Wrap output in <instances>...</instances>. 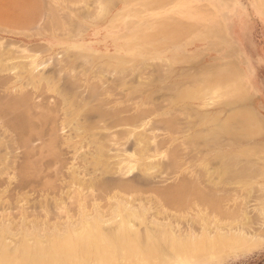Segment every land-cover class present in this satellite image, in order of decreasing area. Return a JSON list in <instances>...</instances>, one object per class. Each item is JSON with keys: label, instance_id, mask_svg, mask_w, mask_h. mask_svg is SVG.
<instances>
[{"label": "rangeland", "instance_id": "obj_1", "mask_svg": "<svg viewBox=\"0 0 264 264\" xmlns=\"http://www.w3.org/2000/svg\"><path fill=\"white\" fill-rule=\"evenodd\" d=\"M145 106L155 111L138 123L171 120V127L154 123L159 138L175 139L157 151L166 174L147 177L136 166L100 174L85 164L99 144L93 133L112 145L109 154L131 153L135 135L121 131L132 125H118L116 117ZM123 107L128 112L119 113ZM0 113V226L9 219L16 231L25 215L63 228L81 220L83 205L89 215L98 205L111 220L117 194L147 208L144 222L135 220L141 232L156 219L180 235L215 233L242 226L246 207L250 218L243 227L264 237L257 209L264 203L263 0H0ZM71 167L85 179L99 173L113 182L81 195L70 182ZM124 180L137 187H116ZM163 248L150 264H179L169 245ZM189 262L264 264V243L226 246Z\"/></svg>", "mask_w": 264, "mask_h": 264}, {"label": "bare ground", "instance_id": "obj_2", "mask_svg": "<svg viewBox=\"0 0 264 264\" xmlns=\"http://www.w3.org/2000/svg\"><path fill=\"white\" fill-rule=\"evenodd\" d=\"M263 3H264V0H263ZM57 23L59 24V21ZM61 24H63V23H61ZM26 58L27 59L30 58L29 61L28 60L27 61L28 62L31 61V63H30L31 65L36 63L35 62V59H36L35 56L27 55ZM34 66H37V63ZM17 79H18V76H17ZM28 81H26V82H28ZM99 88H100V86H99ZM101 88H102V86H101ZM24 97H25V95H24ZM18 98H20V97H18ZM16 101L17 100H15V102ZM19 102H20V100H19ZM7 103H8V100H7ZM9 103H11V100L9 101ZM145 103H146V101H145ZM147 104H149V103H147ZM7 105H9V104H7ZM11 105H13V104H11ZM23 105H24V103H23ZM1 106H4V105L2 104ZM104 106H106V105H104ZM153 106H155V105H153ZM145 107L144 108H140L139 107L141 110L137 109V111H136L137 113L136 114H130V115H127V116H125V115L122 116L124 118H122V117L118 118V116L116 115L117 113H115V115L117 116L116 119H119V120H117L118 121V125H121V126L129 125V127H131L130 125H132L131 129L122 130L123 132L121 131V133H123V134L125 132L126 134H124V135H126V136H127V134H128V136L130 134V137H131V135H133V136L135 135L134 136V142H133L134 149H133V151H131V153L129 152L130 154L126 153V152H125L126 154H122V153L120 154L118 152H117L118 154L117 153L116 154H109V151L111 150L110 147L112 145L110 144V147H109V144L108 145L107 144L104 145L103 142L100 143L101 140L96 139L97 135L95 133H93V134H91L92 135L91 137L93 139H95L94 141H97V143L99 141V144L96 145L97 143L95 142L96 143L95 144L94 141H92L93 143H91V144H94L97 147H96L95 152L89 153V154H91V156L89 158L87 156H85V158H84L85 159L84 160L85 164H87L89 166H92L95 170L100 171V174L101 173L102 174H107L108 173V174H112L113 175L114 173H119V172L123 171L127 166L128 167L125 170H127V169L131 170V168L133 170L134 166H136L138 169H140V171L144 175H147V177L148 176H152V177L160 176L161 177L162 174L164 175V173L166 172L165 169L167 168V165H166L167 163L165 164L164 161H161V160L159 161V159H157V157H158L157 151H159L160 149L164 148L167 145V143L169 144V141L171 139H172V142H174L175 139L170 137L169 138L170 140L169 139L167 140V139H165V136H164V138H159L160 135H158L156 133V129L157 128L155 127V125L158 122H163V123H166V125H167V123L170 125V126H167V127H171V120H165V119H160V118H158V120H157V117H156V119L152 121L153 123L150 124V120L151 119L150 120L149 119L145 120V118H144L145 121L138 123L139 119L141 121V119L143 120L142 117H147L148 118V116L151 113L153 114L154 111H155V110H153V112H152V109H147V107L146 108ZM7 108L10 109L9 107H7ZM12 109H10V110H12ZM3 111H7V110L3 109ZM119 111H120L119 113H122V112H125V111L128 112V108L127 109L126 108L119 109ZM15 112L16 111H14V113ZM9 113H7V114H9ZM74 113L75 112H73L71 114V116ZM0 114H2V113H0ZM17 115H18V113H17ZM13 116L16 117V115H13ZM20 118H22V117L20 116ZM68 118H70V117H68ZM49 119H50V117H49ZM46 120H47V118H46ZM9 122L10 121H8V123ZM67 122L68 123H72V122H69V121H67ZM155 122H157V123L154 124ZM76 123H77V121H76ZM172 124H174V123H172ZM75 125H79V122H78V124H75ZM148 125H150L149 129H147ZM79 127H80V125H79ZM61 128H60V130H61ZM139 128H141V129L140 130H136V129H139ZM18 129H19V127H18ZM169 130H171V129L169 128ZM18 132H20V131H18ZM23 132H25V130ZM157 132H158V130H157ZM14 133H15V131H14ZM26 134H29V133H26ZM32 135H34V134H32ZM18 136H19V134H18ZM111 136H112V134H111ZM128 136H127V138H128ZM14 137H13V139H14ZM52 138H54V137L52 136L51 139ZM69 138H73V137L69 136L67 139H69ZM113 138H114V135H113ZM113 138L111 139V141L113 140ZM123 138H124V136H123ZM51 139H48V140H51ZM22 140L24 141L23 138H22ZM32 140H34V139L32 138ZM65 140H66V138H65ZM179 141H181V140H179ZM51 142H53V141H51ZM125 143L126 142L124 141V144ZM176 143H174V144L178 146V143L177 144ZM21 144H22V142H21ZM22 145H24V144H22ZM119 145H117V146H119ZM173 145H172V147H174ZM28 149H30V148H28ZM92 151H94V150H92ZM114 151H116V149ZM26 152H27V150H26ZM25 154H27V153H25ZM168 154H169V152H168ZM113 157L116 159V160L114 159V164L111 163L112 161L109 160L110 158H113ZM3 162H4V158H2L0 156V166L3 164ZM131 163H134L133 167H132ZM13 164L14 163H12V165ZM22 164H23V162H22ZM130 164H131V166H129ZM75 167H71V169H70L71 176L69 178H70L71 184L72 185H76V187L78 188V192L81 195L84 194L83 192L85 190L89 191V192L91 191V193H92V192L95 191V189H96L95 187L99 188V190L100 189H104V188L108 187L109 183L113 182V181L109 182V180L107 181L106 179H104L105 181H103L101 179V177L99 176L100 175L99 173H98V175H96L94 177H91L90 179H85L82 176L84 174L80 175L81 172H78L75 169ZM123 167H125V168L123 169ZM129 167H131V168H129ZM47 172H49V171H47ZM93 172H95V171H93ZM124 173L127 174L128 172H124ZM94 174H92V175H94ZM153 175H155V176H153ZM166 177H167V175H166ZM114 180H116V179H114ZM214 181L217 182V180H214ZM36 182H38V181H36ZM128 182H129V180H128ZM128 182H126L125 180H124V182H119L118 183L119 185H116V187L120 186L121 189L122 188L123 189H126V188L132 189L133 187H135L137 185L136 183H134L132 181H130V182L133 183V185L131 183H128ZM196 184H198V183H196ZM188 185L190 186V184H188ZM195 186H197V185H195ZM154 189H155V187H154ZM154 189H152V190H154ZM175 190H177V189H175ZM111 191H112V189H111ZM122 191H124V190H122ZM137 191H139V190H137ZM165 191H166V193H165ZM165 191L163 190V192L165 194H161V195L165 196V195L169 194V193H167V190H165ZM156 192H158V191H156ZM171 193L169 195L170 197H172V195H173V193L172 194ZM175 193H176V191H175ZM177 193H179L178 190H177ZM175 195H174V197H175ZM213 195H215V194L213 193ZM169 196H168V198H170ZM112 197H114V199H116L118 201L113 203V204H115V207L113 206L114 209L112 208L113 209L112 214L110 213L111 215H113V218L111 220H110V218L109 219H104V217L100 214L101 212L99 213L100 207H98V205H95V210L97 211L95 215L86 214L84 212L85 209H84V205H83V207H81V210H83V215L81 217V220L78 223H75V222L73 223V221L69 220L67 223H65L63 228H62V226L59 227L60 225H58V223L47 224L46 222H42V223L39 222L40 224H37L36 222H33V221L29 222L27 220L26 216L23 215L20 223L17 222L20 226H18L17 227L18 229L16 228L17 230L15 229L16 231H14V227L12 225V221L10 222L9 219L5 220V221L3 220L2 225L0 226V264H90V260H92V258H94L96 260L95 261L96 264H118L119 260H122L124 262L127 261V262H130L131 264H134V263H132L133 261H140V263H147V262L150 261L151 258L156 257L157 255H159L160 252L164 251V248H163V244L164 243L169 245V247H170L169 249H171V251L173 252L175 257L179 259V264H193L192 262H189V258H191V257H195L196 258L199 255L203 254L204 252L205 253L216 252L220 248H223V247H226V246H231L232 249H233V247L234 248H239V249H247L248 247L251 248V247L257 246L258 244L260 245L261 243H264V237H263V235H261V233H257L256 231L253 232L254 230H251V229H250L251 231L247 230V229L251 228V227H247L246 228L245 226H248L247 224L244 226L245 227V229H244V227H243L244 220L248 221L249 218H250V215H249L250 212L247 213V210H246L245 206H244L245 209L243 210V212H240L242 214L243 218H244V220H241V221H243V223L240 224L242 226H239V227L235 226L236 228H234L232 226H230L228 228L226 226L225 229H223L224 227H220V228H216L215 227L216 229H219L215 233H212L214 230H211L212 231L211 232L209 229L206 228L207 230H202V232L199 230L200 233L197 234V235L191 234V233L190 234L188 233L187 235H186V233H185V235H182L183 234L182 233L180 235L179 233H177V230L175 231L171 226L169 227L167 223H162V222H159V221H155L156 219L149 221V223L146 224L145 229L143 230L144 232H141L142 231V229H140L141 226L137 227L138 224L135 222V220H138L139 223L144 222L145 215H147V213H148L147 212V208L145 206H143V205L136 206V205L133 204V202L131 203V201H128V199L127 200H122L123 198L120 197L117 194H115ZM131 197L132 196H130V198ZM220 197H222V196H220ZM246 198H248V197H246ZM85 199H87V198H85ZM146 199H147V197H146ZM221 199H224V198H221ZM161 205H162V203H161ZM101 206L103 207L104 205L101 204ZM214 208H216V207H214ZM222 209H223V206H222ZM257 209L259 210L260 214L264 217V203H262L260 205V207L257 208ZM216 211H218V210H216ZM106 212H108V211H106ZM211 212H212V210H211ZM198 213H200V212H198ZM209 213H210V211H209ZM104 215H105V213H104ZM205 216H206V214H205ZM3 217L6 218L5 216H3ZM254 217H256V216H254ZM147 218L149 220V217H147ZM237 218H238V216H237ZM151 219H152V217H151ZM108 221L110 222V225L109 226L107 225L108 227H106L105 225L108 224ZM217 225H219V224H217ZM13 242H14V245H12ZM149 264H150V262H149Z\"/></svg>", "mask_w": 264, "mask_h": 264}]
</instances>
